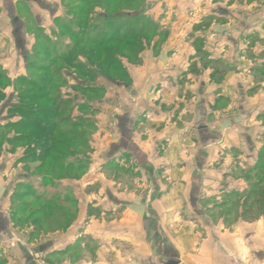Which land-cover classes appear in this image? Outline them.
I'll list each match as a JSON object with an SVG mask.
<instances>
[{
  "label": "crops",
  "instance_id": "crops-1",
  "mask_svg": "<svg viewBox=\"0 0 264 264\" xmlns=\"http://www.w3.org/2000/svg\"><path fill=\"white\" fill-rule=\"evenodd\" d=\"M149 1L160 11L148 14L159 27L138 57L123 60L128 78L115 83L118 95L108 91L102 95L101 111L94 116L100 125L96 132L99 141L90 143L92 150L99 151L86 159L81 178L47 175L57 182L48 184L53 191L59 184L67 191L64 196L74 201L65 208L69 215L65 216L69 219L66 228L62 225L63 216L56 212L48 224L50 245L37 233L45 227L40 221L23 225L31 234L27 242L22 238L24 243L12 228L17 189L30 187L37 194H45L50 186L43 174L33 179L27 173H17L32 164L20 155L21 148L13 153L14 145H4L0 153V263L39 264L32 248L47 253L46 264L155 262L159 246L155 224L168 229L175 213L174 198H179L182 218L195 213L200 217L198 221L184 218V225L193 229L195 226L198 231L204 229L203 234L198 232L199 264H264V207L252 209L253 213L260 211L261 216L251 215L229 226L211 222L206 214L219 204L214 203L215 207L207 203L226 194L240 197L250 191L252 181L243 179V173L255 175L252 169L264 146V125L259 120L264 118V79L260 77L258 81L253 76L256 70L264 74V46L256 50L247 45L232 47L226 42L242 27L250 34L247 37L253 34L255 1ZM6 11L13 12L11 8ZM0 36L7 49L11 44L8 30L0 29ZM4 51L0 45V56ZM228 54L232 55L230 60ZM0 64V70L9 73L13 85L19 77L13 75L19 63L13 59L2 61L0 57ZM22 75H26V70ZM256 85L260 88L255 91ZM9 89L13 92L14 88ZM227 112L231 119L226 124L220 116ZM236 113L240 118H236ZM243 113L247 117L244 123ZM110 122L115 124V139L106 130ZM201 123L202 129L198 128ZM40 166L41 161L33 164L32 172ZM122 166H129L132 173L119 172L111 178L110 169ZM125 179L132 180L135 188H127ZM110 185L117 187V193L114 188L109 189ZM29 197L34 196L29 193L25 201L32 202ZM195 198L202 202L195 203ZM113 214L120 215L107 222L103 218ZM115 230H119L118 234ZM114 239L129 242L131 255L116 253L110 259L106 245ZM93 246L96 253L88 254ZM194 247H187L188 258L183 261L191 260ZM6 251L10 252L8 256Z\"/></svg>",
  "mask_w": 264,
  "mask_h": 264
},
{
  "label": "rangeland",
  "instance_id": "rangeland-1",
  "mask_svg": "<svg viewBox=\"0 0 264 264\" xmlns=\"http://www.w3.org/2000/svg\"><path fill=\"white\" fill-rule=\"evenodd\" d=\"M5 1H8L6 2L7 6ZM109 1L110 5L108 6L106 0H104V4L102 3V0H0V29L2 31L8 30V42L11 43L8 44V48L5 49V41L0 36L2 51L5 50L0 57L2 61L13 59L15 62L17 61V63H19V65H16L13 73V75L18 74L19 77H17V80L13 81V85L11 84L9 73L0 70V153L4 151V145L8 143V140L12 135L17 136L22 134V136H20L21 139L18 140L19 143L14 145L13 153H16L18 151L17 149L21 148L19 151L21 153L20 155H25V162L32 164L30 167L26 168L24 172L18 170L19 172L17 173H27L29 176L31 175L33 179H36L38 176L42 177L43 175L37 170L32 172L33 164H37V162L40 161L39 158L43 156L45 151H49L48 149H44L41 141L42 139L40 138L42 135L34 129L27 128L28 121L38 123L39 118L36 117L34 113L41 107L39 101L33 102L21 99V95L27 93L31 89H33L34 92L39 93V87H31L27 82L22 83L21 80H19L21 78L26 79L28 76L30 79L33 78L40 80L41 83L39 85H48L49 81H51L50 79H52V84L55 79L59 80V86L54 87L52 84H49L48 88H46V91L50 89L54 91L57 89V97L63 102L61 106L58 107V112L61 113V116L64 118H61L62 124L60 128L58 127L56 134L61 138L65 137L63 133H65L64 131L67 129L65 126L67 125H71V127H73L72 130L75 129L78 132L77 142L72 145L74 150H70L71 152L65 150V153H70L66 158L63 157L62 159L65 167H67L66 165L68 163L77 166V169H79V175H81L79 178H81L86 171V167H82L84 163H86V159H89L95 154L94 151H99L95 148L92 150L90 143L99 141L96 132L100 125L96 124L94 116L101 111L100 101L102 95L107 91L111 94L113 93L114 96L118 95V89L115 88V83L126 81L128 78L127 72L126 74L124 73L126 70L122 65L123 60L129 57L131 60H134L135 57H138L139 52L145 48V44L152 40L155 35L154 33L159 27L151 20V16L148 15H155L160 12L157 11L155 3L151 6V1L139 0L136 1V6L133 7L132 0ZM254 1V32L251 36L247 37V35L250 34L246 33L243 27L239 25V28L242 27V31L237 32L238 34L236 33L231 41H229V39L226 41L228 44L232 45V47L247 45L249 49L250 47H253V49L256 48V50H259L261 46H264V1ZM125 3L131 4L129 7H126L128 5H125ZM7 8H11L13 11L11 13L12 15L6 11ZM140 9H142V14L144 16L146 14V17L142 22H135L133 19L135 13L133 11H139ZM241 11L243 10L241 9ZM141 25L147 30V32L136 34L137 31L141 29ZM106 30H109V35L114 33V44H111L112 49L119 46L117 45V41L119 40L120 33L124 30H126L127 33L125 41H128V43L133 46L135 45L136 48L125 47L127 50L124 48V51H127V56L123 54L118 55L114 51L107 52V48L103 47L104 44H106L107 39V34L105 35L103 32ZM10 33L13 34L12 42H10ZM122 46L123 44H121V47ZM10 48H12L13 51H11ZM26 49H28V54L25 57ZM230 55L231 54H228L227 60L231 59ZM251 55L255 57V54ZM108 56L111 64L120 62L122 65L121 68L115 66L114 68H111V72H115L113 75L114 80L112 81H109L102 76V73L104 74L107 70L103 57L106 58ZM235 56L236 54H233V57ZM25 70L26 75L21 76V73ZM253 76L255 79H258V81L261 80L260 77H263L264 79L263 71L256 70L255 75ZM11 86L14 88L13 92L11 91L12 89H9L12 88ZM254 87L255 91L260 88H257V85ZM241 88L242 87L239 89ZM243 90H245V87H243ZM23 103H26L27 106H23ZM223 106H228V103H223ZM46 107L54 109V104L51 103ZM230 117V112H227L223 113L222 116H220V119L226 120L224 123L227 124L230 122ZM236 118H240L237 113ZM241 120L242 123L247 120L245 113H243ZM259 120H261L260 122L264 125V118H259ZM52 121H50V123H52ZM45 123L47 124V121ZM203 127L204 125L201 123L198 128L202 129ZM114 128L115 124L110 122L108 127H106V130L108 133H111V138L115 139L117 134L114 132ZM203 133L207 134L206 132ZM58 135H56V138H58ZM257 135L260 136L259 131ZM203 136L206 137V139L209 138L208 135L205 136L203 134ZM117 157L115 156L113 159L116 160ZM252 171H254V169H252ZM119 172L122 174H125L126 172L127 175L132 173L129 166H122V168L114 167V169H110V177L112 178L113 175H117ZM246 177L252 182H255L258 179L256 175L248 176L247 173H243V179ZM259 177L264 179L263 174ZM44 179L46 180L48 187L50 185H57V182H52L51 178H48V176H44ZM122 184H124V182ZM125 185L127 188L130 187V190L135 188L134 182L132 180L129 181V179H125ZM210 186L213 187L212 185ZM108 187L109 189L114 188V191L116 192V186L110 185ZM25 188L26 187H21L17 189V191L22 193ZM224 188L227 189L228 186H224ZM65 192H67L65 188L59 186V184L56 191H53V187L50 186L47 189V200L55 201V198H60V200L64 199L66 197L64 196ZM51 194L56 195L52 196ZM246 195L247 193L240 197H230L226 194L222 198L216 199L215 202L207 203L211 206H215V204L219 203L217 204V207L215 206L217 209H210L211 212H206L208 219L213 223L221 222L225 226L237 223L240 220L245 221L247 217L245 213L246 209L248 207L257 206L252 199L245 203ZM51 196L52 198H50ZM31 199V197L28 198V200ZM181 200L182 199L174 198V203L176 205L175 213L171 219V224H168V229L161 228V224H155V227L157 228H155L154 235L159 245L157 246L158 255L155 262L146 264H167L170 261L178 262V264H199L196 255L197 239L199 238L198 232L203 234L204 229L198 231L199 229L195 226L193 229L184 225V218L189 219L190 217L191 219L198 221L200 217L195 213L184 214V218H182L179 209L181 207ZM198 200L201 201V199L195 198V203H197ZM31 205L36 209L39 205H42V203L33 198ZM33 208H26L25 204L23 205L20 201L17 203L15 209L16 213L13 218L15 226L13 225L14 227L12 226V228H14L15 232L21 236L19 237L21 241H23L22 238H24L27 242L31 237V234L26 232L23 225H28L35 219V217L28 218V213H31ZM119 215L120 214H113L110 215L111 217L109 218H107V216H103V218L107 222L108 220L112 221L117 219ZM97 216H100L101 218L102 215L99 214ZM168 219H170V217H168ZM64 220L63 215V221ZM68 222L69 220H67V223ZM159 223H161L160 220ZM47 227L48 224H46L43 229L37 231V233H39L40 238L47 243L46 245H50L47 236L50 235V232ZM118 232L119 230H115L114 233L118 234ZM205 237L207 238L208 235L206 234ZM50 239L52 240L51 237ZM191 244L195 245V252H192V256L190 257L191 260L185 262L183 261V258H188L187 247ZM100 246L98 249H100ZM106 246H109V250L107 251L106 248L104 251H107L106 254L109 255L110 259L112 258V254L115 255L116 253L123 252L125 253V256H128L132 253L131 245L125 240L114 239ZM36 251V248H32V255H38L37 258L35 257L37 259L36 261L39 264H46L44 257L47 253L44 252L45 254H41V252L38 253ZM96 251V246H93L87 253L89 254V252H91L94 254ZM9 253V251H6L5 254L8 256ZM100 253H102V251H100ZM0 259H3V257L0 256ZM0 264H5V262H1ZM110 264H114V262H110Z\"/></svg>",
  "mask_w": 264,
  "mask_h": 264
},
{
  "label": "trees",
  "instance_id": "trees-1",
  "mask_svg": "<svg viewBox=\"0 0 264 264\" xmlns=\"http://www.w3.org/2000/svg\"><path fill=\"white\" fill-rule=\"evenodd\" d=\"M106 1L108 2L107 5L109 6L110 1L109 0H106ZM132 1H133L132 4L134 5L133 7H135L137 3L136 1H139V0H132ZM102 3L104 4V0H102ZM130 4L131 3H125V5H128L126 7H129ZM133 12L135 13V16H133V19L135 20V22L136 21L142 22V20H144L145 16L142 14V9H140L139 11L134 10ZM128 17H132V16H128ZM108 31L109 30H106L103 32V34L105 35L107 34L106 44H104L103 46L107 48V52L114 51L118 55L123 54L127 56L126 55L127 51L126 52L124 51L125 47L127 48L132 47L133 49L136 48L135 45L133 46L130 43H128V41H125L127 33H126V30H124L123 32L120 33L119 40L117 41L118 43L117 45L119 46L117 48L114 47L112 49L111 44H114L113 42L114 33L109 35ZM144 32H147V30H145L141 25V29L138 30L136 34L138 33L143 34ZM121 44H123L122 47H121ZM109 59H110L109 56L106 58L103 57V60H105V63H106L107 70L104 74L102 73V76L107 78V80L112 81L114 80L113 75L115 72L114 73L111 72V68H114V66L117 68H121L123 64L121 65L120 62L111 64V61ZM128 59H130V57ZM29 69H30V66H29ZM124 73L126 74V71ZM52 74H55V73H52ZM19 80H21L22 83L27 82L29 85H31V87L32 86H34V88L39 87L38 89L39 93H36L33 91V89H31L27 93H23V95H21L22 100L33 101V102L39 101L41 104L40 109L34 113L36 117L39 118L38 123L33 122V121L27 122L28 129H34L36 132L42 135V137L40 138L42 139L41 141L44 146V149L49 150V151H45L43 156L39 158L41 161V166L39 167V169L37 168V171L45 175L46 177L47 175H51V176L55 175L58 178H65L69 176L74 177V178H79L81 175H79V169H77V166L72 165V163H68L66 165L67 167H65L64 162L62 161L63 157L66 158V156L70 154V153H65V150L67 151L74 150L72 145L77 142L78 132L75 129H73L75 130L73 131L72 130L73 127H71V125L70 126L67 125L65 126V128H67L66 131H64L65 133H63L65 136L63 137L64 139L61 138L58 134H56L58 127L60 128L62 124L61 118H64L61 116V113L58 112V107H60L63 102H61L59 97H57L58 96L57 89H55L54 91H52L51 89L46 91V88H48L49 84H52V79H50L51 81H49L48 85H45V84L39 85L41 83L40 80H36L33 78L30 79L29 76L26 77V79L21 78ZM58 82L59 80L55 79L52 85L54 87L59 86L60 83ZM51 103L54 104V109L50 107H46V106H49ZM23 106H27V104L23 103ZM44 121L45 122L47 121V124ZM50 121H52V123H50ZM56 135H58V138H56L57 137ZM20 136H22V134L17 135V136L15 135L13 138H10L8 140V143L10 145H15L16 143H19L18 140L21 139ZM82 167H84V165ZM254 172H255L254 174L258 177V179L255 182L251 183L250 191L247 193L246 198H245L246 200L245 203L252 199V201H255V204L257 205L255 207L261 208V207H264V179L259 176L263 174V177H264V146L259 155V160L254 169ZM28 188L29 190L28 189H26L25 191L23 190L22 193H20V191H17L15 193V202L20 201L23 205L25 204L26 208L28 207L33 208V205H31L32 202H29L27 200L25 201L24 199L28 197L29 193L33 194L34 200L42 203V205H39L36 209L33 208V211H31L30 213V217H35L34 221H40L42 224H45V225L50 224L55 212L56 214L60 213L61 216L64 215V219L66 215L68 216V212L66 211L65 208L68 204L70 205L71 203L74 202L72 198L65 197L64 199H61V200L60 198L58 199L55 198V201H51V200H47L48 198L47 193L37 194L33 192V190L30 187ZM16 206L17 205H15V209H16ZM252 209L253 207H249L248 209H246L245 211L247 215L246 218H249V216L251 215L254 217L261 216L262 213L260 211H258L257 213H253ZM15 213H16V210H15ZM67 220L69 219L66 218L64 221L62 219L63 227L68 226L69 223H67L64 226V223L65 221L67 222Z\"/></svg>",
  "mask_w": 264,
  "mask_h": 264
},
{
  "label": "water",
  "instance_id": "water-1",
  "mask_svg": "<svg viewBox=\"0 0 264 264\" xmlns=\"http://www.w3.org/2000/svg\"><path fill=\"white\" fill-rule=\"evenodd\" d=\"M167 264H178V262H175V261H170L169 263Z\"/></svg>",
  "mask_w": 264,
  "mask_h": 264
}]
</instances>
